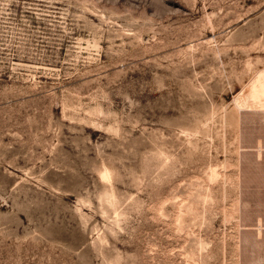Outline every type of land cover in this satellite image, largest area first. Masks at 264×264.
Segmentation results:
<instances>
[{
	"label": "rangeland",
	"instance_id": "1",
	"mask_svg": "<svg viewBox=\"0 0 264 264\" xmlns=\"http://www.w3.org/2000/svg\"><path fill=\"white\" fill-rule=\"evenodd\" d=\"M0 264H264V0H0Z\"/></svg>",
	"mask_w": 264,
	"mask_h": 264
}]
</instances>
